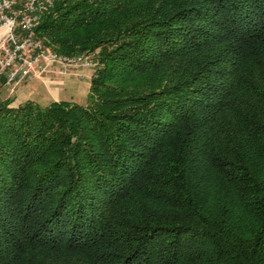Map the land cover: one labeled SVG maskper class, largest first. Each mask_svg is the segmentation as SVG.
<instances>
[{
  "label": "trees",
  "instance_id": "obj_1",
  "mask_svg": "<svg viewBox=\"0 0 264 264\" xmlns=\"http://www.w3.org/2000/svg\"><path fill=\"white\" fill-rule=\"evenodd\" d=\"M37 35L99 66L85 106L0 98V264H264V0H61Z\"/></svg>",
  "mask_w": 264,
  "mask_h": 264
},
{
  "label": "built area",
  "instance_id": "obj_2",
  "mask_svg": "<svg viewBox=\"0 0 264 264\" xmlns=\"http://www.w3.org/2000/svg\"><path fill=\"white\" fill-rule=\"evenodd\" d=\"M61 0H0V79L10 90L28 78L53 81L80 70H96L89 54L65 56L50 50L37 35L43 17ZM78 1V0H71Z\"/></svg>",
  "mask_w": 264,
  "mask_h": 264
},
{
  "label": "crops",
  "instance_id": "obj_3",
  "mask_svg": "<svg viewBox=\"0 0 264 264\" xmlns=\"http://www.w3.org/2000/svg\"><path fill=\"white\" fill-rule=\"evenodd\" d=\"M77 75L69 76V78L67 77L65 79H57L53 81H47V80L45 81V79L43 78H35V77L28 78L26 79L27 82L25 81V83L19 87V90L21 89L20 92L24 93L25 97H32L31 101L34 99L41 100L47 98L50 102L63 101L61 94H63V92L67 88H71L72 90L76 91L79 88L80 83L81 84L85 83L87 90L89 89L90 77L92 74L90 75V73L86 71H80ZM84 78H86L88 82L87 81L84 82L83 80L81 81V79ZM32 81L38 82L40 86L31 83ZM5 87L7 88V86Z\"/></svg>",
  "mask_w": 264,
  "mask_h": 264
},
{
  "label": "rangeland",
  "instance_id": "obj_4",
  "mask_svg": "<svg viewBox=\"0 0 264 264\" xmlns=\"http://www.w3.org/2000/svg\"><path fill=\"white\" fill-rule=\"evenodd\" d=\"M80 71H86V72L90 73V75L94 72L93 70H80ZM79 72L72 74L70 76H76ZM68 78H69V76H68ZM77 78H80V77H77ZM55 80H57V79H55ZM82 80L84 82L87 81L86 78L81 79V81ZM25 81L27 82V80H25ZM25 81H23L22 84H24ZM45 81H46V79H45ZM47 81H50V80H47ZM31 83H34L35 85L40 86V84L38 82L32 81ZM22 84L20 86H22ZM19 87H16L15 89L10 90L8 86H7L8 89L4 86L3 88L0 89V98L1 99H6V98L12 99L13 100V106H17L19 104H22L27 100L31 101L32 97H25V94L20 92L21 89L19 90ZM87 94H88V90H87L85 83H82V84L80 83L79 88L76 91L72 90L71 88H67V89H65L63 94H61V97L63 98V101L75 102L79 105L85 106L87 104ZM32 102L38 104L41 107H44L50 103L48 98L47 99H41V100L34 99V100H32Z\"/></svg>",
  "mask_w": 264,
  "mask_h": 264
}]
</instances>
